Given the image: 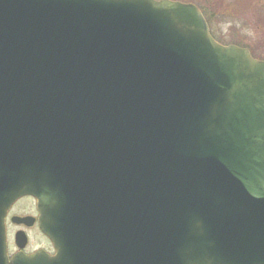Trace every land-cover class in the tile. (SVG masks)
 Masks as SVG:
<instances>
[{
	"label": "water",
	"instance_id": "obj_1",
	"mask_svg": "<svg viewBox=\"0 0 264 264\" xmlns=\"http://www.w3.org/2000/svg\"><path fill=\"white\" fill-rule=\"evenodd\" d=\"M25 195L54 255L8 254ZM0 264H264V59L192 2L0 0Z\"/></svg>",
	"mask_w": 264,
	"mask_h": 264
},
{
	"label": "rangeland",
	"instance_id": "obj_2",
	"mask_svg": "<svg viewBox=\"0 0 264 264\" xmlns=\"http://www.w3.org/2000/svg\"><path fill=\"white\" fill-rule=\"evenodd\" d=\"M180 1L204 9L211 30L223 44L247 47L256 58L264 59V0ZM24 203L21 201L19 206Z\"/></svg>",
	"mask_w": 264,
	"mask_h": 264
},
{
	"label": "flooded vegetation",
	"instance_id": "obj_3",
	"mask_svg": "<svg viewBox=\"0 0 264 264\" xmlns=\"http://www.w3.org/2000/svg\"><path fill=\"white\" fill-rule=\"evenodd\" d=\"M21 201H25L23 206H19ZM38 198L34 195H27L18 199L12 208L9 210L6 224L8 232V245L9 253L13 255L18 251L16 245V233L24 230L27 234V245L24 248L26 253H33L37 250L43 249L50 254H55L56 250L52 241L42 231L40 226L41 212L38 206ZM14 215L29 216L31 219L23 223H13L12 218Z\"/></svg>",
	"mask_w": 264,
	"mask_h": 264
},
{
	"label": "trees",
	"instance_id": "obj_4",
	"mask_svg": "<svg viewBox=\"0 0 264 264\" xmlns=\"http://www.w3.org/2000/svg\"><path fill=\"white\" fill-rule=\"evenodd\" d=\"M201 8V7H200ZM202 9V8H201ZM202 11L204 12V14L206 15V13H205V11H204V9H202ZM206 17H207V15H206ZM207 19H208V17H207ZM208 21H209V19H208ZM211 24V23H210ZM212 33H213V31H212ZM214 34V33H213ZM215 36V35H214ZM216 37V36H215ZM217 38V37H216ZM218 39V38H217ZM219 41H221L220 39H218ZM222 42V41H221Z\"/></svg>",
	"mask_w": 264,
	"mask_h": 264
}]
</instances>
